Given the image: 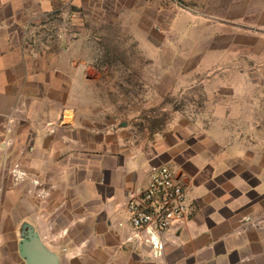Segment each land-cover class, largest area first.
<instances>
[{
	"label": "crops",
	"instance_id": "1",
	"mask_svg": "<svg viewBox=\"0 0 264 264\" xmlns=\"http://www.w3.org/2000/svg\"><path fill=\"white\" fill-rule=\"evenodd\" d=\"M95 6L133 22H170L158 58L197 52L198 14L182 0H0V264H27L19 246L29 234L59 264H264L260 83H235L238 97L223 102L236 109L221 105L216 126L141 141L107 115L94 83L84 27L86 16L100 22L87 13ZM141 34L148 47L152 38ZM179 69L172 73H186ZM162 165L178 171L195 210L156 255L128 240L126 204Z\"/></svg>",
	"mask_w": 264,
	"mask_h": 264
},
{
	"label": "rangeland",
	"instance_id": "2",
	"mask_svg": "<svg viewBox=\"0 0 264 264\" xmlns=\"http://www.w3.org/2000/svg\"><path fill=\"white\" fill-rule=\"evenodd\" d=\"M182 2L198 14L193 31L198 32L197 52L185 61L169 58L171 54L161 53L164 58H158L157 44L168 36L170 22H133L113 6L108 11L95 6L87 12L89 18L93 15L100 21L92 22L86 16L85 49L92 54L94 83L107 115L116 116L117 125L128 126L141 141L156 135L176 139L188 130L198 133L208 129L210 121L218 125L214 120L220 118L216 114L221 105L236 109L235 102H223L238 97L235 83H260L264 102V0ZM165 14L170 18L174 11L168 9ZM141 32L153 40L148 47H141ZM214 62L223 63L226 69L202 71ZM243 67L245 75L234 72ZM178 68L186 73H172Z\"/></svg>",
	"mask_w": 264,
	"mask_h": 264
},
{
	"label": "built area",
	"instance_id": "3",
	"mask_svg": "<svg viewBox=\"0 0 264 264\" xmlns=\"http://www.w3.org/2000/svg\"><path fill=\"white\" fill-rule=\"evenodd\" d=\"M126 205L133 229L128 240L150 245L156 255L162 254L166 235L183 228L195 210L180 174L170 165L152 169L147 185L132 191Z\"/></svg>",
	"mask_w": 264,
	"mask_h": 264
},
{
	"label": "water",
	"instance_id": "4",
	"mask_svg": "<svg viewBox=\"0 0 264 264\" xmlns=\"http://www.w3.org/2000/svg\"><path fill=\"white\" fill-rule=\"evenodd\" d=\"M19 252L27 264H59L57 257L34 234L23 238Z\"/></svg>",
	"mask_w": 264,
	"mask_h": 264
}]
</instances>
